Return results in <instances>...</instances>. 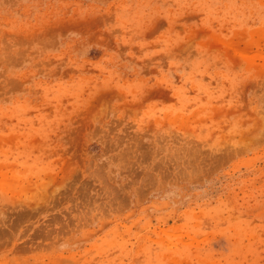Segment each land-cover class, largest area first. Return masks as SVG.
Wrapping results in <instances>:
<instances>
[{
    "label": "rangeland",
    "instance_id": "1",
    "mask_svg": "<svg viewBox=\"0 0 264 264\" xmlns=\"http://www.w3.org/2000/svg\"><path fill=\"white\" fill-rule=\"evenodd\" d=\"M0 264H264V0H0Z\"/></svg>",
    "mask_w": 264,
    "mask_h": 264
}]
</instances>
